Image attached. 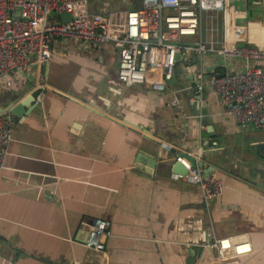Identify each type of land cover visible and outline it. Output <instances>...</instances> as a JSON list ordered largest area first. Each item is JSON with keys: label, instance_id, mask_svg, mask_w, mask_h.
Wrapping results in <instances>:
<instances>
[{"label": "crops", "instance_id": "crops-1", "mask_svg": "<svg viewBox=\"0 0 264 264\" xmlns=\"http://www.w3.org/2000/svg\"><path fill=\"white\" fill-rule=\"evenodd\" d=\"M104 2L109 11L140 7L88 0V8L103 13ZM229 3L237 23L264 25V0ZM201 64L243 67L212 54ZM201 64L194 54L177 61L160 94L122 85L111 45L59 40L48 65L0 76L2 110L36 85L45 91L28 115H13L0 172V264H221L211 244L227 237L252 245L237 264H264V130L242 131L211 90L195 92ZM178 153L210 170L219 197L205 202L198 185L172 177ZM94 219L109 222L103 252L81 245Z\"/></svg>", "mask_w": 264, "mask_h": 264}, {"label": "built area", "instance_id": "built-area-1", "mask_svg": "<svg viewBox=\"0 0 264 264\" xmlns=\"http://www.w3.org/2000/svg\"><path fill=\"white\" fill-rule=\"evenodd\" d=\"M102 7L103 13H92L88 0H0V76L26 73L33 64L48 65L59 40L77 41L84 50L111 45L118 53V81L126 87L148 84L160 94L173 78L176 54L182 55L180 61H189L194 54L199 64L208 54L226 62L237 59L243 67L235 72H206L199 65L193 89L198 94L211 90L222 104L223 114L232 117L242 131L250 127L264 130V64H259L264 63L263 24L237 23L239 13L229 0H140L138 9L119 12L109 11L107 2ZM51 13H66L71 19L50 25L47 16ZM204 19L211 24L210 29L205 28V40ZM171 104L179 108L175 99ZM13 130V115L0 110V172ZM160 145L171 150L166 143ZM187 156L178 153L175 157L186 174L172 177L198 185L205 202L219 197L222 183L214 177L204 180ZM108 228L106 220L94 219L81 245L103 252ZM211 247L221 264H237L240 257L252 252L248 240L229 237L215 239Z\"/></svg>", "mask_w": 264, "mask_h": 264}, {"label": "water", "instance_id": "water-1", "mask_svg": "<svg viewBox=\"0 0 264 264\" xmlns=\"http://www.w3.org/2000/svg\"><path fill=\"white\" fill-rule=\"evenodd\" d=\"M70 19H71V16L69 14H66V13L59 14V21L61 23H65L69 21ZM181 59H182V55L176 54L175 61H180ZM43 90L44 89H42L40 86L36 85L32 90L26 93V95L20 98L17 103L12 105L7 110H9L12 115L17 116V117H24L25 115H28V113H30L33 110L34 104L35 102L39 100L40 95L44 94L45 91ZM187 158L189 162L193 164V166H196V167L198 166L199 169L203 167L202 163H197L194 158H191L189 156H187ZM172 171L178 172L175 174H181V175L186 174V170L179 163L174 164V166L172 167ZM209 173H210L209 169H207L206 171H203L202 175H203L204 180H207L209 178Z\"/></svg>", "mask_w": 264, "mask_h": 264}, {"label": "rangeland", "instance_id": "rangeland-1", "mask_svg": "<svg viewBox=\"0 0 264 264\" xmlns=\"http://www.w3.org/2000/svg\"><path fill=\"white\" fill-rule=\"evenodd\" d=\"M47 23L50 25H56L59 23L58 17L56 16V14H49V16H47ZM215 26V25H214ZM211 24L209 19L207 21H203V39L205 40V38H208V35L206 36L205 34V28L210 29Z\"/></svg>", "mask_w": 264, "mask_h": 264}]
</instances>
